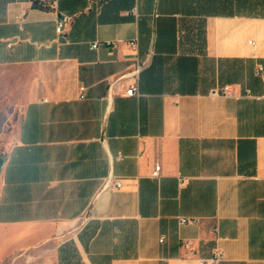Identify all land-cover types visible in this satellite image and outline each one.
I'll use <instances>...</instances> for the list:
<instances>
[{
	"label": "crops",
	"instance_id": "1",
	"mask_svg": "<svg viewBox=\"0 0 264 264\" xmlns=\"http://www.w3.org/2000/svg\"><path fill=\"white\" fill-rule=\"evenodd\" d=\"M260 64V14L0 0V66L33 69L2 156L0 263L200 264L218 247V264H264Z\"/></svg>",
	"mask_w": 264,
	"mask_h": 264
},
{
	"label": "rangeland",
	"instance_id": "2",
	"mask_svg": "<svg viewBox=\"0 0 264 264\" xmlns=\"http://www.w3.org/2000/svg\"><path fill=\"white\" fill-rule=\"evenodd\" d=\"M33 69L0 66V157L13 140ZM8 264V262L0 263Z\"/></svg>",
	"mask_w": 264,
	"mask_h": 264
},
{
	"label": "built area",
	"instance_id": "3",
	"mask_svg": "<svg viewBox=\"0 0 264 264\" xmlns=\"http://www.w3.org/2000/svg\"><path fill=\"white\" fill-rule=\"evenodd\" d=\"M65 25H66V18L65 17L59 18L57 29L60 33L64 31ZM97 46H98V43H96V42L93 43V47H97ZM257 72L259 74L264 73V66L262 64H260L258 66ZM115 85L118 86V89H120L123 86L120 79H118L115 83H112L110 89H113V87ZM84 88L85 87H81L82 90H84ZM123 91H124L123 93L125 95H136V94H138V92H139V80H138V76H137V71H134L132 74H129V76H127V79L124 82V90ZM223 93L224 94L230 93L229 85H225L223 87ZM160 169H161V165L157 164L153 174L155 176L159 175ZM115 184L117 186H121L122 181L116 180ZM180 220H181V223H187V224H198L200 222V220L198 218H195V217H182ZM164 239H165V235L161 237L162 241H164ZM222 259H223V251L221 248L217 247L215 249L213 256L208 257V258H201L200 264H218Z\"/></svg>",
	"mask_w": 264,
	"mask_h": 264
},
{
	"label": "trees",
	"instance_id": "4",
	"mask_svg": "<svg viewBox=\"0 0 264 264\" xmlns=\"http://www.w3.org/2000/svg\"><path fill=\"white\" fill-rule=\"evenodd\" d=\"M217 10L219 14L264 15V0H203V8Z\"/></svg>",
	"mask_w": 264,
	"mask_h": 264
},
{
	"label": "water",
	"instance_id": "5",
	"mask_svg": "<svg viewBox=\"0 0 264 264\" xmlns=\"http://www.w3.org/2000/svg\"><path fill=\"white\" fill-rule=\"evenodd\" d=\"M2 166V157H0V168Z\"/></svg>",
	"mask_w": 264,
	"mask_h": 264
}]
</instances>
